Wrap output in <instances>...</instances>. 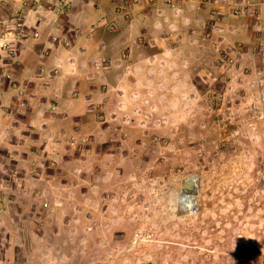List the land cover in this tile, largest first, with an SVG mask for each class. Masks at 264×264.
<instances>
[{
  "label": "rangeland",
  "instance_id": "obj_1",
  "mask_svg": "<svg viewBox=\"0 0 264 264\" xmlns=\"http://www.w3.org/2000/svg\"><path fill=\"white\" fill-rule=\"evenodd\" d=\"M59 1L0 0V68L38 31L52 34L56 21L42 26ZM207 44L193 88L164 83L142 119L121 115L108 135L84 138L96 147L84 152L82 200L73 184L56 200L46 184L30 196L8 181L0 150V264H264V72L237 68L241 43Z\"/></svg>",
  "mask_w": 264,
  "mask_h": 264
},
{
  "label": "crops",
  "instance_id": "obj_2",
  "mask_svg": "<svg viewBox=\"0 0 264 264\" xmlns=\"http://www.w3.org/2000/svg\"><path fill=\"white\" fill-rule=\"evenodd\" d=\"M173 1H59L56 19L42 26L56 21L52 34L38 31L0 68V150L10 155V183H25L30 196L46 184L54 200L73 184L82 200L77 179L91 159L84 152L96 147L85 149L84 138L108 135L121 115L142 119V106L167 85L175 93L193 88L208 42L241 43L237 68L264 72V0ZM215 10L221 22L209 29Z\"/></svg>",
  "mask_w": 264,
  "mask_h": 264
},
{
  "label": "bare ground",
  "instance_id": "obj_3",
  "mask_svg": "<svg viewBox=\"0 0 264 264\" xmlns=\"http://www.w3.org/2000/svg\"><path fill=\"white\" fill-rule=\"evenodd\" d=\"M197 189V188H196ZM186 190L183 189V192H182V195L185 193ZM181 195V198L183 199V196ZM185 198L186 200H183L182 199L180 200L181 202V206L185 207L186 210H191L193 205H194V202H195V196H194V199L193 198H189V195L185 193ZM183 202V204H182Z\"/></svg>",
  "mask_w": 264,
  "mask_h": 264
},
{
  "label": "built area",
  "instance_id": "obj_4",
  "mask_svg": "<svg viewBox=\"0 0 264 264\" xmlns=\"http://www.w3.org/2000/svg\"><path fill=\"white\" fill-rule=\"evenodd\" d=\"M135 1H137V0H134V2H135ZM126 2H127V1H126ZM166 3H167L168 5H170L171 7H174V5L172 4L171 0H166ZM60 5H61V3H60ZM243 8H244V7L241 6L240 8L237 7V9L235 8V9H232L231 11L234 12V13H233L234 15H239V14L242 13ZM110 30L112 31V28H110ZM237 54H238V51H237L236 54H235L236 57L238 56ZM232 61H235V62H236V61H237V58H236V59L234 58V60H232ZM191 210H192V212H195V210H194L193 207H192Z\"/></svg>",
  "mask_w": 264,
  "mask_h": 264
}]
</instances>
